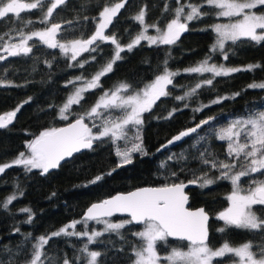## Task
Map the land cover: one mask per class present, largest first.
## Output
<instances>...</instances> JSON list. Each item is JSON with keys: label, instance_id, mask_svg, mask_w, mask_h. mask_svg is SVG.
Here are the masks:
<instances>
[{"label": "trees", "instance_id": "trees-1", "mask_svg": "<svg viewBox=\"0 0 264 264\" xmlns=\"http://www.w3.org/2000/svg\"><path fill=\"white\" fill-rule=\"evenodd\" d=\"M119 1L122 0H65L64 4L54 9L47 26L52 22L60 24L59 36L63 40L87 39L94 33L103 7ZM53 2L42 0L41 6L24 10L19 19L13 14L0 19V36L4 37L0 45L20 35L21 31L31 34L33 31L43 30L46 25L40 21ZM123 3L124 7L106 29V34L114 35L121 44L128 43L142 28L134 20L142 9L145 11L146 24L157 23L160 27L174 18V10L180 4H203L201 11L208 14L187 22L188 30L172 45H149L146 41H141L131 51L124 48L120 53L121 59L113 65L112 72L101 78L100 86L85 92L84 99L71 107L68 120H62L59 116L63 101L74 87V84L68 82L78 74L90 76L111 61L115 54V45L111 41L100 42L95 52L89 51L82 55L83 67L71 60L69 55L62 54L59 48H48L37 38L32 41V52L29 54L7 56L0 61V81H4L0 84V114L14 111L22 105L12 123L0 129V163L13 161L20 152L26 153L27 142L45 128L59 127L84 115L103 89L120 82L140 88L163 73L165 66L168 70H180L179 75L172 78L173 84L168 86L170 94L161 97L151 111L143 113L144 122L139 126V131L146 154L132 153V163L118 167L120 158L116 155V149L119 146L123 150L125 141L118 140L114 144L105 137L95 141L92 149L74 154L47 174H41L39 169L27 171L23 165H13L0 173V264L28 263L32 258L33 245L40 236L48 237L73 221L82 222L71 231H87L91 235L97 229L103 234L91 243L88 236L83 235L62 234L52 237L42 249L43 264H63L65 259L70 264H85L87 252L82 251L85 245L88 251L100 253L96 264H128L133 259L132 246L140 243L132 235L140 225L128 224L119 230V234L104 232L102 223L95 220L88 221L87 225L83 223L82 213L85 208L116 192L144 185L158 186L193 180L205 173L214 183L203 188L197 184L188 189V192L189 206L202 205L210 214V245L216 247L227 240L232 245L251 242L254 251H259L264 246V229L229 228L225 233L217 231L224 224L215 214L228 205L227 193L231 189V182L217 179L220 171L212 168L210 163H203L204 159L210 162L213 159L232 162L234 157L227 153L228 142L217 137L219 129L226 127L233 119L246 118L250 113L264 110V89L248 87L253 83H264V41L257 43L247 38L236 43L226 41L225 52L228 59L225 60L219 51H210L216 37L211 26L217 20V10L204 4V0H179V4L177 0H124ZM256 9L264 11V6ZM29 20L32 21L31 24L27 23ZM208 56H211V62L227 67H257L250 71L215 77L212 85H202L192 96L177 100L176 97L184 96L196 83L212 78V73L184 72V69L198 64ZM235 93L240 94L234 95ZM224 97L227 98L221 99L220 103H212L213 100ZM203 105L209 106L202 107ZM198 108L201 110L195 111ZM173 109L176 111L171 118H167ZM109 114L117 116L120 112L112 110L111 113H104L105 116ZM209 117L215 119L190 133L182 141L160 149L178 131ZM85 121L89 127L94 123H102L100 118L93 120L86 117ZM92 130L96 132L97 128L92 127ZM136 131V128L130 127L129 137H133ZM127 146L131 147V144ZM109 172L111 175H107ZM172 173L176 175L172 176ZM97 175H103L104 178L95 184L89 183ZM252 179H264V175L255 173L242 177L241 186L249 187ZM13 195L16 199L5 209L4 202ZM22 209H30V212ZM253 210L258 216L264 217V206L255 205ZM117 218L123 217H111ZM186 244V241L168 239V245L160 244L158 251L163 254L171 245ZM223 260L230 259L226 256Z\"/></svg>", "mask_w": 264, "mask_h": 264}, {"label": "snow or ice", "instance_id": "snow-or-ice-1", "mask_svg": "<svg viewBox=\"0 0 264 264\" xmlns=\"http://www.w3.org/2000/svg\"><path fill=\"white\" fill-rule=\"evenodd\" d=\"M64 3L65 0H54L51 6L47 8L43 19L40 21L46 25L43 30L33 31L27 36L21 31L18 43H4L0 47H3V51L7 53V56L27 55L32 52V46L28 42L33 37H37L48 48H59L65 56L71 53L70 59L76 61L77 57L83 52H95L98 45L97 47L91 46L96 45L97 41H111L115 45V54L111 61L103 66L90 80L76 77V81H83L82 86L75 87L74 92L68 96L66 102L59 109L60 119L68 120L66 113L69 112L71 107L79 104L84 99L85 92L99 87L101 78L112 72L113 65L121 59L120 53L124 51V47L121 46L114 35H106L105 29L112 23L113 17L116 16L119 10L124 7V3L103 7L102 11L99 12V20L96 23L95 31L89 38L74 39L61 43L57 39L61 25L58 23L47 25L54 9ZM177 3L179 4V0H177ZM204 4L216 9L215 15L217 17H226L229 21L211 26L216 33L215 43L210 48L211 52L219 51L223 58L227 60L226 41L236 43L242 38L257 43L264 41V12L257 14V12L252 11L258 6H264V0H204ZM41 5L42 0L29 3L22 2V0H0V19L6 18L10 14L19 19L24 10L37 9ZM202 7L203 4H180L174 10L175 17L164 28H161L157 23L146 24L145 11L142 9L134 17V20L142 26V30L126 45L127 50L131 51L143 40L148 41L149 45H172L176 43L180 35L188 30L187 22L200 19L203 15L208 14L201 12ZM185 8L188 9L187 12H185ZM165 10H167V6ZM182 18L183 22H181ZM27 23L31 24L32 21L29 20ZM149 28L155 29L156 35H148ZM258 30L260 31L258 32ZM5 35H8V33H5ZM3 39L4 37L0 36V41H3ZM7 56L0 55V61L5 60ZM210 59L211 56H208L196 66L184 69L186 73H212L213 75L210 79L196 83L195 87L186 92L184 96L176 97L177 100L192 96L202 85H212L215 77L228 76L239 71H250L257 67L248 65L247 68L242 69L225 67L224 65L217 66L214 63L210 64ZM165 65H167V61H165ZM79 66L83 67V64L81 63ZM177 75H179L178 72L170 71L165 66L162 74L157 75L152 82L138 90L130 91L131 85L120 83L114 90L104 92L89 111L69 122L66 126L50 127L40 131L38 135L27 142V153L20 152L18 157L11 163L0 165V173L13 165H23L27 171L39 169L41 174H47L51 169L59 167L61 161H64L67 157L80 152L81 149H92L94 141L105 137L109 138L114 144L118 140L125 141L123 150L119 146L116 149V155L120 158L118 167L132 163V153L146 154L139 131V126L144 122L143 113L151 111L161 97L170 94L167 90L168 86L173 84L172 78ZM3 83L4 81H0V84ZM68 83L75 84V81H69ZM248 87L264 89V83H253ZM239 94L235 93L234 95ZM226 98H217L212 103H220L221 99ZM208 106L203 105L202 107ZM20 107L22 105L14 111L0 115V129L6 128L12 123ZM112 110H118L120 115H104L105 112L111 113ZM200 110V108L195 109V111ZM175 111L176 109H173L167 118H171ZM86 117L93 120L96 118L102 120L100 125L93 124L92 127L97 128L95 133L92 127L85 123ZM213 119L215 118L209 117L202 120L196 127L181 131L169 140L168 144L181 140ZM130 127L137 129L135 135L131 138L128 135ZM217 137L228 142V156L234 157L233 161L229 163L216 161L215 159L211 162L208 159L203 160V163H210L212 168L220 171V176L217 179H227L232 184V191L227 196L229 206L217 214V219L223 221L224 224L217 231L225 233L229 228L264 229V217L258 216L256 211L253 210L254 205L264 206V179H252L247 189L241 188L242 177H249L255 173L264 175V110L250 113L246 118L241 117L231 120L226 127L219 129ZM129 143L131 147L127 146ZM163 147H167V145ZM237 168L239 170H236ZM112 171H115V169ZM107 175H111V172ZM175 175L176 173H172V176ZM103 178V175H97L89 183L95 184ZM213 183L214 180L210 179L207 173L188 181V184H199L201 188ZM188 184L183 181L165 183L157 187H141L127 193H118L88 207L83 223L87 225L88 221L95 220L97 223L104 224V232L113 231L117 234H119L120 229L125 228L128 224L141 225V230L132 233L140 243L132 246L133 259L131 264H214V261H217V264H223V258L226 256L231 260V264H264V246H261L259 251H254L251 242L232 246L227 240L219 247L214 248L210 245L209 215L203 208L192 210L187 207L189 197L185 193V188ZM15 199V195L8 197L3 207L7 209L8 205ZM22 211L30 212V209H22ZM115 213H126L130 219L116 223L103 219L111 217ZM30 221L31 216H29ZM81 222L73 221L61 227L58 231L52 232L48 237L40 236L38 242L33 245L32 258L29 264H43L41 259L42 249L52 237L62 234L68 236L83 235L88 236L91 243L96 237L103 234L100 231H93L91 235L87 231L82 233L68 231L69 228L74 229ZM169 238L186 241L185 247L187 250L185 251L181 247H171L168 254L162 257L159 254L158 247L160 244L167 246ZM82 251L87 252V264H96L97 257L100 255L99 252H89L87 245ZM63 264H70V262L65 259Z\"/></svg>", "mask_w": 264, "mask_h": 264}, {"label": "rangeland", "instance_id": "rangeland-1", "mask_svg": "<svg viewBox=\"0 0 264 264\" xmlns=\"http://www.w3.org/2000/svg\"><path fill=\"white\" fill-rule=\"evenodd\" d=\"M51 1H54V0H51ZM124 2V0H122V1H119V2H116V3H123ZM116 3H113V4H111L110 6H108V7H111V6H113L114 4H116ZM102 11V10H101ZM188 11V9L187 8H185V12H187ZM252 11H255V12H257V14H260V13H262V12H264V11H261V10H257V9H253ZM202 12V11H201ZM175 17V16H174ZM98 20H99V17H98ZM98 20H97V22H98ZM172 20V19H171ZM170 20V21H171ZM170 21H168V22H170ZM167 22V23H168ZM181 22H183V18H182V21ZM227 22H229L228 21V18H226V17H217V20L212 24V25H214V24H217V23H227ZM53 23V22H52ZM54 23H56V22H54ZM166 23V24H167ZM166 24L163 26V27H161V28H164V27H166ZM50 26V25H49ZM142 30V28L140 29V31ZM139 31V32H140ZM260 30H258V32H259ZM138 32V33H139ZM137 33V34H138ZM105 34H106V29H105ZM136 34V35H137ZM148 35H156V31H155V29H152V28H149V30H148V33H147ZM27 35H30V34H25V36H27ZM60 32L57 34V39H58V41L59 42H61V43H65V42H67V41H70V40H74V39H70V40H63V39H61L60 38ZM107 35V34H106ZM135 35V36H136ZM215 35H216V33H215ZM108 36H112V35H108ZM135 36H133L132 37V39H134L135 38ZM35 38H37V37H33V39L32 40H30L28 43H29V45H31V43H32V41L35 39ZM38 39V38H37ZM132 39L128 42V43H130L131 41H132ZM19 40H20V35H17V36H15V37H13L11 40H8L7 42H5V43H18L19 42ZM215 40H216V37H215ZM215 40L213 41V43H212V45L215 43ZM39 41V40H38ZM143 41H146V40H143ZM147 43H148V41H146ZM100 42L99 41H97V43H96V45H93V46H91V47H97V45L99 44ZM128 43H126V44H121V46L122 47H124V48H127L126 47V45L128 44ZM85 53H87V52H83V53H81V55L80 56H78L77 57V64L79 65V64H84V60H82L81 59V56L82 55H84ZM0 55H5V56H7V53L6 52H4L3 51V47H0ZM71 55V53H69V56ZM209 63L210 64H212V63H214V62H211V61H209ZM214 64H216V63H214ZM197 65V64H196ZM196 65H194V66H196ZM217 66H219V65H223V64H216ZM194 66H192V67H194ZM225 66V65H224ZM225 67H227V66H225ZM100 70V69H99ZM98 70V71H99ZM98 71H96V72H94L92 75H90V76H83V75H80V74H78L77 76H75L73 79H72V81H75V84H74V87H73V90L68 94V96L72 93V92H74V90H75V87H79V86H82V83H83V81H76V77H83V78H85V79H91ZM170 71H173V70H170ZM180 70H178V71H173V72H179ZM162 74V73H161ZM158 75H160V74H158ZM156 77V76H155ZM155 77L152 79V80H150L148 83H150V82H152L154 79H155ZM120 83H125V82H120ZM120 83H117L116 85H114V86H112L111 88H106V89H103L98 95H97V97H96V99H95V101H94V103L90 106V108L97 102V100L99 99V97L100 96H102L103 95V93L104 92H106V91H109V90H114ZM147 83V84H148ZM146 85V84H145ZM144 85V86H145ZM144 86H142V87H140V88H143ZM140 88H133V87H131V89H130V91H135V90H138V89H140ZM68 96L66 97V99L63 101V103H62V105H61V107L63 106V104L66 102V100H67V98H68ZM90 108H89V110H90ZM88 110V111H89ZM101 111H103V110H101ZM118 111V110H117ZM5 113H8V112H5ZM66 115H69L68 113H66ZM95 133V132H94ZM27 153V152H26ZM12 161H10V162H7V163H0V165H3V164H8V163H11ZM236 170H239L238 168L236 169ZM231 182V181H230ZM241 188H243V189H247L248 187L247 186H245V187H243V186H241ZM231 191H232V184H231V189L229 190V192L227 193V196L231 193ZM229 206V201H228V205L224 208V209H222V210H220V211H218L216 214H215V216L217 217V214L219 213V212H221V211H224L227 207ZM255 206V205H254ZM253 206V207H254ZM103 219H107V220H110L111 222H114V223H116V222H121V221H124V220H127V219H129V218H127V217H123V218H117V219H111V217H105V218H103ZM221 221V220H220ZM223 222V221H222ZM68 225V224H67ZM65 226V225H64ZM102 226H103V230H104V224H102ZM63 227V226H62ZM141 228H142V226L140 225V227L138 228V230H136V231H139V230H141ZM72 230V228H69L68 229V231H71ZM94 231H98L97 229H95ZM245 243V242H244ZM241 244H243V243H240V244H236V245H232V246H239V245H241ZM222 244H220V245H218V246H216V247H219V246H221ZM171 247H181V248H183L185 251L187 250V248L185 247V246H179V245H171L169 248H168V251L166 252V253H163V254H161L160 252H159V254L163 257V256H166L167 254H168V252L170 251V249H171ZM215 248V247H214ZM90 252V251H89ZM87 260H88V255H87V259H86V262H85V264H87ZM26 264H29V262L28 263H26ZM128 264H131V262L130 263H128ZM214 264H217V261H214ZM223 264H231V260H223Z\"/></svg>", "mask_w": 264, "mask_h": 264}, {"label": "water", "instance_id": "water-1", "mask_svg": "<svg viewBox=\"0 0 264 264\" xmlns=\"http://www.w3.org/2000/svg\"><path fill=\"white\" fill-rule=\"evenodd\" d=\"M3 114H5V113H1L0 115H3ZM76 118H78V117H76ZM76 118H74V119H72V120H70V121H68V122H66V123H64V124H62L61 126H59V127H64V126H66L69 122H71V121H74ZM208 119V118H207ZM14 120V119H13ZM203 120H206V119H203ZM202 120H200L199 122H197V123H195V124H193V125H191V126H189V127H187V128H185V129H182V130H180V131H178L177 133H175L174 135H172L168 140H166L161 146H160V149L161 148H164L163 146L164 145H167V146H169V145H174V144H176V143H178V142H180V141H182L185 137H183L181 140H179V141H175V142H173L172 144H168V141L169 140H171L174 136H176V135H178L181 131H184V130H187V129H189V128H194V127H196V125L197 124H199L200 122H201ZM85 123H87L86 121H85ZM88 124V123H87ZM203 126V125H202ZM199 128H197V130H198ZM196 130V131H197ZM95 142V141H94ZM94 144V143H93ZM83 150H85V149H81V151H83ZM80 151V152H81ZM79 153V152H78ZM74 154H77V153H74ZM73 154V155H74ZM72 155V156H73ZM71 156V157H72ZM70 157H67L66 159H69ZM65 159V160H66ZM63 161H61V163H62ZM188 181H190V180H187V181H183V182H185L186 184H188ZM179 183V182H178ZM197 184H188V186L185 188V193L188 195V197H189V192H188V189H190V188H192V187H195ZM158 186H161V185H158ZM141 187H157V186H153V185H144V186H140V187H136V188H141ZM136 188H134V189H131V190H129V191H132V190H135ZM129 191H125V192H116V193H114V194H112V195H110V196H108V197H106V198H104V199H108V198H110L111 196H114V195H116V194H118V193H127V192H129ZM104 199H102V200H104ZM102 200H99V201H94V202H92V203H90L86 208H85V210H84V212L82 213V217L84 218V215H85V213H86V211H87V209H88V207H90L93 203H98V202H100V201H102ZM187 207H189L190 209H192V210H195V209H198V208H203V209H205V207L204 206H195V207H190L189 206V201H188V204H187ZM205 211L208 213V211L205 209ZM208 215H209V220H208V231H209V236H210V230H209V221H210V214L208 213ZM113 216H120V217H128V215L126 214V213H115ZM113 216H111V217H113ZM129 218V217H128ZM130 219V218H129ZM169 239H173V240H176V239H174V238H169Z\"/></svg>", "mask_w": 264, "mask_h": 264}]
</instances>
